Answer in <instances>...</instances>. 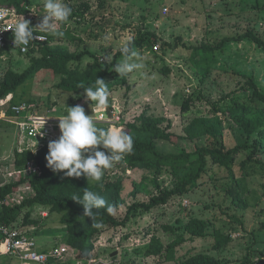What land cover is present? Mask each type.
<instances>
[{"label": "rangeland", "instance_id": "1", "mask_svg": "<svg viewBox=\"0 0 264 264\" xmlns=\"http://www.w3.org/2000/svg\"><path fill=\"white\" fill-rule=\"evenodd\" d=\"M0 3L9 5L7 0ZM65 3L73 12L70 24L62 27L64 37L49 34V41L39 46L60 44L70 52L86 51L83 64L99 59L113 70L123 59L121 48L144 35L143 46L132 48L139 53L135 61L144 67L125 76L116 72L108 76L111 96L105 109L111 118L108 114L100 120L102 112H93L92 101L86 102L83 93L59 89L62 76L46 69L16 90L17 101L36 102L56 120L67 114V107L80 105L86 115H93L96 126L103 129L125 130L130 123L139 124L142 115L164 117L163 127L180 135H185V126L196 117L212 114L211 103L220 102L222 132L215 137L187 138L181 145L189 150L204 145L227 149L241 143L251 147L241 152L230 168L211 165L193 189L167 204L150 210L138 208L125 225L106 228L90 252L70 245L62 214L52 213L46 205L24 208L13 224L33 231L41 250L51 252L68 247L56 264H180L195 254H210L224 264H264V126L249 133L232 111L233 107L244 105L264 109V103L254 96L256 89L264 93V46L245 36L252 32L264 39V0H65ZM21 6L33 7L27 19L37 26L44 12L43 0H28ZM212 47L215 52L207 54L206 49ZM108 54H112L111 63L104 59ZM41 55L36 48L29 55L17 53L0 58V77L8 69L25 71L32 59ZM189 97L194 104L184 111L183 104ZM113 102L117 109L114 112ZM14 130L11 125L0 128V158L11 151ZM254 145L259 147L256 153ZM159 146L169 149L172 143L161 141ZM251 156L253 159L249 161ZM103 177L106 181L123 180L121 200L113 210L118 220L125 217L132 204L149 202L174 185L171 166L161 170L132 169L126 159L107 169ZM33 194L29 191L7 204L8 197L5 205L20 204ZM2 214L0 204V217ZM28 218L37 219V223L24 225ZM198 219L204 220L206 227L202 234L193 235L192 225ZM181 236L185 241L177 246L176 259L167 260L168 245ZM0 264L21 263L6 254L0 244Z\"/></svg>", "mask_w": 264, "mask_h": 264}, {"label": "trees", "instance_id": "2", "mask_svg": "<svg viewBox=\"0 0 264 264\" xmlns=\"http://www.w3.org/2000/svg\"><path fill=\"white\" fill-rule=\"evenodd\" d=\"M9 5L22 7L21 5L28 0H7ZM248 36L255 40L259 45L264 46V39L260 36L249 32ZM243 38V37H240ZM146 41V36L141 35L138 39L129 42V47L135 45L142 47ZM42 55L33 58L31 65L23 72H17L8 69L3 77H0V98L9 93H15L16 90L27 80L34 78L41 70H51L55 74L62 76L58 88L73 93H83L84 89L80 88L83 84L85 87L95 84L97 78L103 79L107 84L110 83L108 76L114 73L99 59L83 64L82 58L86 51L80 53L70 52L64 45H43L38 47ZM207 54H213L215 48H207ZM29 55V54H27ZM255 97L264 103V93L256 89ZM16 100V97H15ZM194 104L192 98L185 100L183 110L189 111ZM211 115L199 116L190 121L185 126V135L177 134L163 127L164 117L146 116L139 117L140 123H130L125 129L134 140L133 152L125 157L128 165L132 169L145 168L161 170L164 166H171L174 171L173 188L161 191L160 195L153 196L149 202H139L132 204L122 220H118L114 213H108L106 208L94 209L97 214V222L103 224L102 228L93 227L91 218L84 216L83 206L72 199L73 195H79L82 198L84 190L88 189L103 196L108 204L113 206V210L118 206L121 200V191L123 189V180L120 178L116 181H106L104 177L101 181H88L84 176L66 177L63 172H53L47 166L46 155L48 150L44 149L37 154L31 151L16 153L15 162L17 166H22L27 161L36 160L37 172L33 177L23 176L14 183L0 185V202L4 201L11 193L18 192L26 187H33L35 193L26 197L22 203L16 205H4L3 214L0 222L13 224L15 220L23 213L24 208H32L35 205H46L50 207L52 213H61L63 224L68 227L70 245L83 252L94 250L96 242L106 228L125 225L129 222L131 215L138 208L150 210L155 206L167 204L172 198L193 189L199 179L209 171L211 165L218 164L223 168H230L238 155L248 150L251 145L248 143L237 144L233 147L223 149L217 146L204 145L198 146L194 150H189L181 145L184 139H194L204 136L215 137L222 132L223 119L218 115L222 109L220 102L211 103ZM235 119L249 133H253L260 125L264 126V109L254 107L253 105L235 106L232 108ZM161 141L172 143L171 148L160 147ZM253 153L258 151V145H254ZM100 150L106 149L101 148ZM253 157H249L251 161ZM66 171V170H65ZM3 178L0 177V184ZM240 197V196H239ZM238 197V198H239ZM237 198V199H238ZM240 200V198H239ZM37 223V219L28 218L24 225ZM194 228L191 229L193 235L202 234L205 229V221L198 219ZM167 230L170 228L167 227ZM199 228V231L196 229ZM185 241L184 237H178L168 246L169 257L167 260L176 259V248ZM167 246V247H168ZM180 264H224L215 259L210 254H195Z\"/></svg>", "mask_w": 264, "mask_h": 264}, {"label": "clouds", "instance_id": "3", "mask_svg": "<svg viewBox=\"0 0 264 264\" xmlns=\"http://www.w3.org/2000/svg\"><path fill=\"white\" fill-rule=\"evenodd\" d=\"M43 9L42 20L36 27L30 26L31 21L25 18L14 22L11 29L15 47L26 48L30 42L40 40V36L34 35L36 29L57 38L64 37L65 31L62 27L66 28L70 24L72 7L65 3V0H43ZM120 51L123 59L113 68L120 76L144 67L134 59L139 57L136 50L126 44ZM104 59L111 63L112 54L104 56ZM80 88L84 89L85 101H92L96 109L109 106L111 93L103 79L97 78L92 86L85 87L81 84ZM92 110L94 112L93 107ZM58 126L61 135L57 140L49 142L46 160L47 166L53 172H63L66 177L84 176L88 181L99 182L107 169L121 163L134 149L133 137L128 132L121 127L98 128L93 115H86L85 108L80 105L67 107V114L59 119ZM101 148L107 152L100 150ZM72 199L83 206L84 216L91 218L92 226L98 229L102 228L103 224L97 222V214L93 210L106 208L108 213L113 212V206L108 204L103 196L88 189L84 190L82 198L73 195Z\"/></svg>", "mask_w": 264, "mask_h": 264}, {"label": "built area", "instance_id": "4", "mask_svg": "<svg viewBox=\"0 0 264 264\" xmlns=\"http://www.w3.org/2000/svg\"><path fill=\"white\" fill-rule=\"evenodd\" d=\"M32 8L0 3V58L3 59L8 57V55L17 53L25 56L32 50L38 48L39 45L49 41V34L36 29L34 35L40 36V40L30 42L26 48L23 46L15 47L13 30L11 28L17 20H22L23 18L28 20L27 16L31 14ZM35 12L38 13L36 10ZM29 21H31L30 26L36 27L33 20L29 19ZM116 110L113 107L112 111L114 112ZM94 111L102 112L100 120H103L104 116L110 115L105 108H94ZM109 118H111V115ZM3 124L13 125L17 128V153L31 151L37 154L44 149L49 151V142L57 140L61 135L58 126L59 120L52 118L46 112H42L39 109V104L36 102L15 100L14 93H9L5 97L0 98V126ZM36 172L37 163L34 159L27 161L22 166H17L15 163L12 166V174L10 173L15 178L8 180V182L14 183L18 178L23 176L33 177ZM26 190L35 191L31 186L26 187ZM9 198L12 201L16 200L14 196ZM0 244L3 245L9 255L18 259L21 264H56L64 257L69 249L68 247L61 246L51 252L41 250L37 236L33 231L3 222H0Z\"/></svg>", "mask_w": 264, "mask_h": 264}, {"label": "crops", "instance_id": "5", "mask_svg": "<svg viewBox=\"0 0 264 264\" xmlns=\"http://www.w3.org/2000/svg\"><path fill=\"white\" fill-rule=\"evenodd\" d=\"M14 95H15V93H14ZM41 107L42 106L39 105V109L42 112H44ZM12 127H13V125H12ZM0 128H4V129L8 128V125L7 124H3V125L0 126ZM13 136L14 137H13V140H12L11 151H9V153H6V155L3 158H0V177L3 178V182H2V184H0L1 186L5 185V184H9L10 181L8 182V180H10V179L13 180L15 178L14 176L10 175V173L12 172V166H14L15 163H16L15 162V155L17 153V149L16 148H17V138H18V132H17V128L16 127H15V130H14V135ZM8 168H9V170L11 172L8 170ZM18 179H20V178H18ZM23 190H25V191H23ZM29 191H32V190H26V188L25 189H21L18 192H14V193L9 194L8 197L14 196L15 199L18 200V198H20L21 196H23L26 193H29ZM34 193H35V191H34ZM5 200L1 201L0 204H2L4 206L6 204ZM9 200H11V199L8 198L7 202H9ZM9 206H11V205H9ZM12 225H14V224H12ZM6 254H8V253L6 252Z\"/></svg>", "mask_w": 264, "mask_h": 264}]
</instances>
